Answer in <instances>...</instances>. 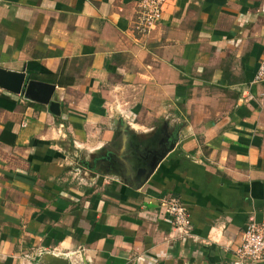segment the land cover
I'll return each mask as SVG.
<instances>
[{
	"label": "crops",
	"instance_id": "0c3cea01",
	"mask_svg": "<svg viewBox=\"0 0 264 264\" xmlns=\"http://www.w3.org/2000/svg\"><path fill=\"white\" fill-rule=\"evenodd\" d=\"M140 1L0 0V68L60 104L0 87V264H234L264 224V0H164L148 34Z\"/></svg>",
	"mask_w": 264,
	"mask_h": 264
},
{
	"label": "built area",
	"instance_id": "2783aa9c",
	"mask_svg": "<svg viewBox=\"0 0 264 264\" xmlns=\"http://www.w3.org/2000/svg\"><path fill=\"white\" fill-rule=\"evenodd\" d=\"M164 0H141L138 4L136 31L148 34L160 22L163 16ZM256 81L264 82V58L256 75ZM175 225L185 229L189 224V217L183 203L178 198H171L167 206ZM264 259V224L252 223L244 233L242 243L237 251L234 264H256Z\"/></svg>",
	"mask_w": 264,
	"mask_h": 264
},
{
	"label": "water",
	"instance_id": "95a60500",
	"mask_svg": "<svg viewBox=\"0 0 264 264\" xmlns=\"http://www.w3.org/2000/svg\"><path fill=\"white\" fill-rule=\"evenodd\" d=\"M0 87L6 89L14 94H21L22 92L26 96L33 100H37L43 104L49 105L50 111L54 115L60 114V104L53 99L55 86L37 82L35 80L27 78L24 72H10L0 68ZM174 149V143L160 154H156L152 157H143V160H148L147 163L135 167V170L127 169L128 177L135 180L132 185L133 189H139L144 183L151 177L158 164L167 156V154ZM131 167V166H130ZM51 264L66 263L65 256H54L47 254Z\"/></svg>",
	"mask_w": 264,
	"mask_h": 264
},
{
	"label": "trees",
	"instance_id": "16d2710c",
	"mask_svg": "<svg viewBox=\"0 0 264 264\" xmlns=\"http://www.w3.org/2000/svg\"><path fill=\"white\" fill-rule=\"evenodd\" d=\"M12 105L14 106V103H12Z\"/></svg>",
	"mask_w": 264,
	"mask_h": 264
}]
</instances>
